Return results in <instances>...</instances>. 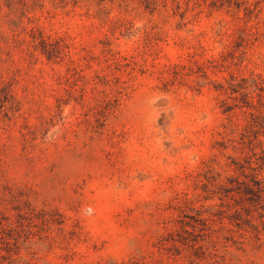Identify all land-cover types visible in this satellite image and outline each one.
<instances>
[{"label": "rangeland", "instance_id": "obj_1", "mask_svg": "<svg viewBox=\"0 0 264 264\" xmlns=\"http://www.w3.org/2000/svg\"><path fill=\"white\" fill-rule=\"evenodd\" d=\"M258 180L264 0H0V264H264Z\"/></svg>", "mask_w": 264, "mask_h": 264}, {"label": "trees", "instance_id": "obj_2", "mask_svg": "<svg viewBox=\"0 0 264 264\" xmlns=\"http://www.w3.org/2000/svg\"><path fill=\"white\" fill-rule=\"evenodd\" d=\"M257 185H258L257 187L251 188V191L253 195H256V197H258L259 200H261L262 198H264V186L259 180L257 182ZM0 256H2V254H0Z\"/></svg>", "mask_w": 264, "mask_h": 264}]
</instances>
